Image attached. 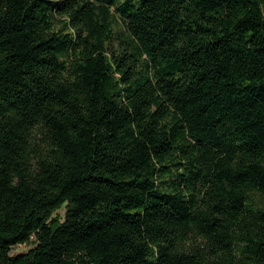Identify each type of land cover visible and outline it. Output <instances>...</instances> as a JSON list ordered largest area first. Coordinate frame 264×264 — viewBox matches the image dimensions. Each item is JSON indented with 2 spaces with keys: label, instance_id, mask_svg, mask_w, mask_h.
I'll return each mask as SVG.
<instances>
[{
  "label": "trees",
  "instance_id": "1",
  "mask_svg": "<svg viewBox=\"0 0 264 264\" xmlns=\"http://www.w3.org/2000/svg\"><path fill=\"white\" fill-rule=\"evenodd\" d=\"M0 264H264V0H0Z\"/></svg>",
  "mask_w": 264,
  "mask_h": 264
},
{
  "label": "rangeland",
  "instance_id": "2",
  "mask_svg": "<svg viewBox=\"0 0 264 264\" xmlns=\"http://www.w3.org/2000/svg\"><path fill=\"white\" fill-rule=\"evenodd\" d=\"M64 213H65V209L61 208L55 214H62L63 215ZM34 240H35V238L32 237L31 238V241H32L31 243H24V244H20V245H17L15 247H13L11 253L13 255H16L18 253L26 252L32 246V244L34 243Z\"/></svg>",
  "mask_w": 264,
  "mask_h": 264
}]
</instances>
